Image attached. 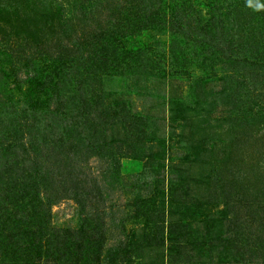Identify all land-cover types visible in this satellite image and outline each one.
I'll list each match as a JSON object with an SVG mask.
<instances>
[{"label": "rangeland", "instance_id": "rangeland-1", "mask_svg": "<svg viewBox=\"0 0 264 264\" xmlns=\"http://www.w3.org/2000/svg\"><path fill=\"white\" fill-rule=\"evenodd\" d=\"M1 205L0 264H264V0H0Z\"/></svg>", "mask_w": 264, "mask_h": 264}, {"label": "trees", "instance_id": "trees-1", "mask_svg": "<svg viewBox=\"0 0 264 264\" xmlns=\"http://www.w3.org/2000/svg\"><path fill=\"white\" fill-rule=\"evenodd\" d=\"M120 159H121V157H119L118 158V165L120 164ZM120 176V174H118V176L117 177H119ZM39 177H40V174H39V172H37L35 175H34V189L35 190H37V189H39V187H40V185L38 184V180L37 179H39ZM5 200H7V198H5ZM2 204V203H1ZM3 206H4V204H3ZM1 208H2V205L0 206V211H2L1 210ZM5 218H7V216L4 214V216L3 217H0V226L2 227V229H3V231H4V228L5 227H7L8 229L9 228H14V226H17L18 227V225L17 224H13V223H15V221H13V225H11V222H9L8 224H5L4 223V219ZM170 222V221H169ZM7 223V222H6ZM138 230V229H137ZM6 231V230H5ZM30 234H32V232H30V231H28V235H30ZM2 236V235H1ZM163 250H164V248H162ZM33 251V250H32ZM34 253H36V252H34ZM15 264V263H14Z\"/></svg>", "mask_w": 264, "mask_h": 264}]
</instances>
